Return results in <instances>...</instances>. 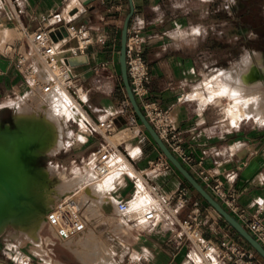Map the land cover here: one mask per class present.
Returning a JSON list of instances; mask_svg holds the SVG:
<instances>
[{
	"label": "crops",
	"instance_id": "crops-1",
	"mask_svg": "<svg viewBox=\"0 0 264 264\" xmlns=\"http://www.w3.org/2000/svg\"><path fill=\"white\" fill-rule=\"evenodd\" d=\"M205 2L206 0H133L134 12L128 28L140 29L143 37L142 55L152 76L148 84V98L171 111L182 146L194 158L192 163L182 164L198 181L199 168L217 177L223 189L235 197L237 204L248 213L258 215L264 224V124L253 125L238 121L237 125L231 127L217 124L218 108L213 99L219 100V97L206 99L197 95L199 91L206 92L208 69H211L215 76L225 69L221 64L210 65L208 62V56L216 57L217 52L222 49V44L219 37L221 30L208 29L206 26L208 11ZM128 11V0H0V32L5 34L8 43L5 50L10 52L0 57V97L13 96L16 99L20 95L21 98L27 99L26 88L14 68L13 58L16 52L28 50V34L35 31L37 26L47 24V20L51 18H56L57 29L69 22L76 26L87 25L93 39L86 53L88 62L73 66L72 71L76 75L81 100L87 99L84 105L86 110L79 109L88 120L85 118L82 123L74 117L77 113H74L72 119L77 121L80 127H84L91 119L113 117L115 135L111 140L114 143H118V132L122 128H128L130 135L123 148L135 153V169L144 171V176L150 184L165 198L172 197L180 187L188 189L189 201L178 210L179 216H185L191 208V203L196 201L205 221V240L217 247L222 235H226L238 248L252 251L257 264H264L246 241L187 184L173 166L160 174H150L149 161L158 159L162 153L128 102L118 63L119 50L116 49L120 46L122 23ZM43 17L45 21H42ZM212 18L216 25V14ZM75 44L76 41L72 37L63 38L56 43L57 52L59 55L66 54ZM54 93L48 96V105L44 106L42 101H37L43 104L40 108L46 110L50 107V98L55 96ZM47 95L40 100H44ZM60 95L62 99L66 97L62 93ZM17 101L14 105L15 111H12L10 117L12 122ZM68 104L72 105L70 102ZM65 108L57 115L63 134L56 153L66 150L67 147L73 148L74 153H91L101 141V137L89 131L82 135L80 132L83 131L78 129L77 132L70 131L72 139L67 141L64 133L69 118L66 105ZM77 110L78 108L75 112ZM0 123L4 124L1 121ZM76 168L80 173H94L87 164L83 169ZM128 171L132 174L134 169L130 167ZM145 180L141 179L136 183L134 179L125 178L113 183L112 178H109L104 180V187L97 188L96 192L111 199L115 205V198L130 199L136 191L132 204L140 206L152 198ZM142 185L144 190L141 191L139 189ZM98 210L105 216L110 214L104 212V204L99 203ZM115 212L116 210L112 213ZM121 220L123 228L119 231L122 234L114 235L125 249L119 264H125L131 254L140 256L141 264H206L201 257L188 252L186 245L179 249L173 247L168 240L169 231L164 225L159 224L151 230L137 229L129 234V230L134 228L122 218ZM209 225L214 226L216 234L210 232ZM100 243L106 245L105 242ZM82 257L76 256L77 259ZM107 259L113 264H118L114 256ZM191 259L195 261L192 262ZM219 264L232 263L222 260Z\"/></svg>",
	"mask_w": 264,
	"mask_h": 264
},
{
	"label": "built area",
	"instance_id": "built-area-1",
	"mask_svg": "<svg viewBox=\"0 0 264 264\" xmlns=\"http://www.w3.org/2000/svg\"><path fill=\"white\" fill-rule=\"evenodd\" d=\"M42 21H45L44 17ZM56 24V21L52 22L49 19L47 24L37 26L35 31L28 34V50L15 53L14 68L26 88L27 99L44 98L54 90L64 91L75 105L84 107L87 99H80L76 75L72 71L73 66L66 64L65 58L87 53L88 46L93 41L91 31L85 24L76 26L70 22L66 23L64 26L68 37L75 39L76 44L66 54L59 55L56 48L58 41H53L51 37V33L57 30ZM142 42L140 29L128 28L125 55L131 90L145 117L160 138L181 162L190 164L194 158L182 146L171 111L148 98V84L152 76L148 63L142 55ZM113 123V117H107L92 120L87 124V130L90 133H97L101 141L89 154L86 164L98 180L112 178L114 183L128 178L136 180L137 183L141 179H146L152 198L145 203L140 206L133 205L132 199L135 193L130 199L115 198V207L126 224L131 228L141 227L147 230L162 224L169 231L168 240L173 247L179 249L186 245L188 252L201 257L206 264H219L222 260L232 264H257L252 251L238 248L226 235H222L217 247L205 240V221L196 201L191 203L189 212L180 217L178 210L189 201L188 189L180 187L172 197H163L144 176L146 173L135 169V153L123 148L130 135L129 129L122 128L118 132L117 136L120 139L118 143L111 140L115 135ZM171 166L163 155L148 163L150 174L153 175L160 174ZM130 167L134 169L132 174L128 171ZM197 174L201 184L216 196L224 208L234 215L264 247V224L261 218L256 214L248 213L238 205L235 197L223 189L217 177L203 168H199ZM83 188L79 186L57 200L47 216L46 227L53 231V237L57 242L74 238L86 228V217L83 215V207L77 196ZM208 229L216 234L214 226L209 225ZM140 260V256L131 254L125 264H141ZM191 261L195 260L191 259Z\"/></svg>",
	"mask_w": 264,
	"mask_h": 264
},
{
	"label": "rangeland",
	"instance_id": "rangeland-1",
	"mask_svg": "<svg viewBox=\"0 0 264 264\" xmlns=\"http://www.w3.org/2000/svg\"><path fill=\"white\" fill-rule=\"evenodd\" d=\"M205 3L208 11L206 26L208 29L221 30L219 37L222 49L217 52L216 57H213V55L208 56L210 65L217 63L221 64L223 68H227L231 64L240 62L246 56H249L256 63L258 56L255 55H261V48L264 47V0H206ZM13 9L14 11L16 10L14 6ZM214 14L217 16L216 25L214 24V18H212ZM237 29H244V33L235 35V30ZM6 40L5 34L0 32V57L10 53L5 50L8 45ZM116 49L119 50L120 46ZM219 76L220 72L215 76L212 70L208 69L205 86L207 83L211 84V86L214 85V91L218 93L220 85L216 80H218ZM215 96L219 97V100L217 98L213 99L218 108L217 124H225L228 127L237 125L239 122L253 125L264 124L263 116L241 115L239 117L227 112V108L232 102V96L229 94ZM32 100H25L20 95L16 99L13 96L0 97V121L3 123L8 122L10 126L13 125L10 117L12 111H15V101H17L16 103H23L25 107H33L36 110L38 106L43 105L40 102L38 103L37 99ZM82 108L86 110L85 107ZM37 111L44 114L43 109ZM90 122H92V119ZM78 129L83 131L80 132L82 135H85V131H88L87 125L80 127L77 121L69 118L67 126H65L64 138L67 141L71 140L70 131L77 132ZM89 154L83 151L74 153L73 148L67 147L66 150H61L59 153H44L38 157L35 165L38 167L44 166L42 169H50L46 176L49 179L48 185L53 190L40 192L30 187L31 192L39 203V208L36 207L32 215L25 219L26 221L7 223L6 229H3L0 233V264H113L107 259L112 256L119 264V259L124 257L125 249L120 241L114 237V235H121L122 233L119 230L123 228L121 227L122 217L120 214H116V207L114 209V211L116 210L115 213L111 212L107 214L108 216H105L98 210L99 203L97 201L95 204H89L88 201L86 202L87 196L84 195L85 198L80 199L82 195V192H80L77 196L87 221L86 228L80 235L63 243L57 242L51 231L46 227V224H44L45 216L53 208L57 200L68 192L73 191L77 186L84 187L89 177L95 176L94 173L90 175L86 172L80 173L76 168L80 167L83 169L88 162ZM72 159L76 160L72 161ZM61 175H64V178H61ZM77 175H79V178L76 177ZM73 179L75 180L73 181ZM69 182L74 183V188L70 189ZM133 190L134 187L131 194ZM137 229L143 230L141 227L134 228V230L130 229L129 234L136 232ZM99 242H105L106 245L99 244ZM75 255L83 257L77 259ZM91 257L96 259H90Z\"/></svg>",
	"mask_w": 264,
	"mask_h": 264
},
{
	"label": "bare ground",
	"instance_id": "bare-ground-1",
	"mask_svg": "<svg viewBox=\"0 0 264 264\" xmlns=\"http://www.w3.org/2000/svg\"><path fill=\"white\" fill-rule=\"evenodd\" d=\"M51 21H56V18H51ZM255 56H258L256 63L249 56H246L238 64L221 70L220 76L216 80L220 85L218 93L214 91V85L211 86V84L207 83L205 86L206 92L199 91L197 95L201 98L211 99L214 95L229 94L232 96V102L227 108V112H230L231 115L239 117L241 115L264 117V63L261 60L260 54H256ZM52 93L55 94V96L50 98L52 104L49 108L46 107L48 109H43L44 114L38 113L37 110L42 109V107L40 109V106L36 110L33 107H25L23 103L18 102L16 114L14 115V122L17 127H27L37 134V149L41 153H56L59 150L63 133L57 115L60 113V110L66 109L65 105L68 107V118H73L74 113H77L74 117L81 122L86 118V115L80 110L82 107L75 105L73 102L71 103V100L64 91L54 90L44 100H37L42 101L44 106L48 105L50 103L47 98ZM61 93L66 97L62 99V96H59ZM78 95L81 99L79 92ZM68 102L72 105H69ZM77 108L78 110L75 112ZM35 160V158L30 156H23L13 145L0 139V163L9 165V167L5 166L8 167L6 169L9 173L10 182L13 185V192L5 187L0 188V204L9 213V216L0 223V233L3 229H6L7 223L24 221L32 215L36 207L39 208V203L31 192L30 187L40 192L53 190L49 187V179L46 176L50 169H42L44 166H36ZM76 177L79 178V175ZM61 178H64V175H61ZM69 185L70 189L74 188V183L69 182ZM104 185L105 182L98 180L96 176L89 178L84 185L80 199H84L85 195L88 197L86 198V202L88 201L89 204H95L96 201L101 202V204H104V212L107 214L114 211V202L105 195L95 194L96 189H101ZM143 188L142 185L139 190L142 191L144 190ZM134 193L136 194V191ZM82 201L85 202L84 200ZM48 214L44 218V224H46Z\"/></svg>",
	"mask_w": 264,
	"mask_h": 264
},
{
	"label": "water",
	"instance_id": "water-1",
	"mask_svg": "<svg viewBox=\"0 0 264 264\" xmlns=\"http://www.w3.org/2000/svg\"><path fill=\"white\" fill-rule=\"evenodd\" d=\"M87 3V1H86ZM129 11L125 15L122 23L121 33H120V49L118 63L120 66V73L122 78V84L124 91L126 93L128 102L135 113L136 117L150 135L154 143L157 145L162 155L167 158L171 165L182 175V177L191 185V187L222 217L224 222L232 227L235 232L241 236L245 241H247L251 247L256 251V253L264 260V247L262 244L244 227V225L201 184L200 181L182 164V162L176 157L164 141L160 138L157 131L149 123L145 117L139 103L136 101L131 86L129 83L126 67V55H125V44L127 39L129 21L134 12L133 0H128ZM53 41L57 42L63 38L68 37V32L64 25L59 26V28L51 33ZM87 55L78 56H68L65 58L66 64L70 66H76L80 64H86L88 62ZM0 139L13 145L17 151L23 156H30L36 160L41 153L37 149V134L27 127H17L13 121V125L10 126L9 123H0ZM35 160V161H36ZM5 165H7L5 163ZM0 163V188L5 187L6 189L13 190V185L9 179V173L7 169L9 165L5 166ZM13 192V191H12ZM69 193V192H68ZM105 207V206H104ZM9 216V213L4 209V206L0 204V223ZM51 231V230H50ZM53 235V231H51Z\"/></svg>",
	"mask_w": 264,
	"mask_h": 264
},
{
	"label": "flooded vegetation",
	"instance_id": "flooded-vegetation-1",
	"mask_svg": "<svg viewBox=\"0 0 264 264\" xmlns=\"http://www.w3.org/2000/svg\"><path fill=\"white\" fill-rule=\"evenodd\" d=\"M235 33H236V35H240V34H243L244 33V29H237V30H235ZM261 55H262V60H263V62H264V47H262L261 48ZM259 73H260V71H259Z\"/></svg>",
	"mask_w": 264,
	"mask_h": 264
},
{
	"label": "trees",
	"instance_id": "trees-1",
	"mask_svg": "<svg viewBox=\"0 0 264 264\" xmlns=\"http://www.w3.org/2000/svg\"><path fill=\"white\" fill-rule=\"evenodd\" d=\"M161 152V151H160ZM187 184L191 187V185L187 182ZM205 201V200H204ZM206 202V201H205ZM207 203V202H206ZM209 205V204H208ZM243 239V238H242ZM245 241V240H244ZM246 243L248 244V246L256 253V251L251 247V245L246 241ZM256 255H257V257L259 258V259H261L263 262H264V260L256 253Z\"/></svg>",
	"mask_w": 264,
	"mask_h": 264
}]
</instances>
